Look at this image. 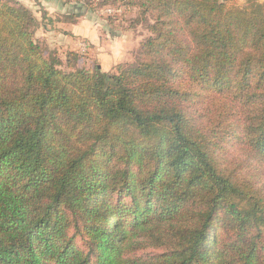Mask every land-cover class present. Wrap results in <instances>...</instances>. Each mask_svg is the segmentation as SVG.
Returning <instances> with one entry per match:
<instances>
[{
  "label": "trees",
  "instance_id": "trees-1",
  "mask_svg": "<svg viewBox=\"0 0 264 264\" xmlns=\"http://www.w3.org/2000/svg\"><path fill=\"white\" fill-rule=\"evenodd\" d=\"M129 4L144 59L110 74L0 0V264H264V2Z\"/></svg>",
  "mask_w": 264,
  "mask_h": 264
},
{
  "label": "rangeland",
  "instance_id": "rangeland-1",
  "mask_svg": "<svg viewBox=\"0 0 264 264\" xmlns=\"http://www.w3.org/2000/svg\"><path fill=\"white\" fill-rule=\"evenodd\" d=\"M1 1L20 4L32 12L36 19L33 39L64 71L97 65L113 74L144 59L140 47L150 35L148 24L153 19L129 0ZM246 1L231 0L238 5ZM151 251L159 250L147 248L137 253Z\"/></svg>",
  "mask_w": 264,
  "mask_h": 264
}]
</instances>
